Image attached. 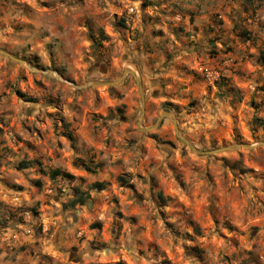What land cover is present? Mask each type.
<instances>
[{
  "label": "rangeland",
  "instance_id": "374dc122",
  "mask_svg": "<svg viewBox=\"0 0 264 264\" xmlns=\"http://www.w3.org/2000/svg\"><path fill=\"white\" fill-rule=\"evenodd\" d=\"M216 3L201 25L188 12L189 31L178 0H0V48L24 61L0 54V243L31 229L48 249L39 253L45 264H190L192 257L232 264L239 254L229 255L231 248L260 238L264 199L256 196L261 207H254L247 191H264L252 183L264 182L253 156L254 149L264 154V50L255 73L216 67L218 43L227 55L236 51L233 36L252 39L231 16L227 28L228 4ZM183 46L201 51L193 59ZM126 68L146 92L142 128L171 112L199 150L253 147L198 154L168 117L140 130L133 76L87 86L115 81ZM174 69L194 84L211 82L204 94L170 90L166 72ZM53 170L68 175L53 180ZM207 182L222 201L226 232L218 215H205ZM79 196L86 201L73 205ZM12 251L24 254L19 264L37 255L27 240ZM243 251L249 259L240 264L258 262Z\"/></svg>",
  "mask_w": 264,
  "mask_h": 264
},
{
  "label": "clouds",
  "instance_id": "9594fccd",
  "mask_svg": "<svg viewBox=\"0 0 264 264\" xmlns=\"http://www.w3.org/2000/svg\"><path fill=\"white\" fill-rule=\"evenodd\" d=\"M178 2L183 9L188 10L183 12L181 15H183V22L189 31L193 29V24L191 23V16L188 14V12H196L197 18L195 24L201 25L202 20L207 19L210 13L219 10L216 0H178ZM225 2L228 4V7L222 13L225 19V26L229 29L233 27L232 19L229 18V16H231L241 27L250 29L252 33V39L248 40L246 43H241L238 39H236L235 36H233L232 39L234 43L232 46L236 49V51L235 53H228L227 55H225V46L218 43L217 48L220 51V55L213 63L226 75H231L232 72L241 68H246L255 73L256 68H259V65H256L255 68L253 67L255 64V58L259 55L261 50H264V0H250V2L249 0H219V4H223ZM200 4H203V8L198 7ZM242 5L246 6L247 10H245V7H242ZM165 7H167V5H165ZM108 10H111L110 6ZM201 12H203L204 15H200ZM181 15H177L174 17V19L179 21L181 19ZM172 18L173 17H169V19ZM202 32L203 28H201V33ZM201 33L194 34L193 38L200 36ZM172 39L175 40V37L173 36ZM161 60H163V57H161ZM234 60L237 62L233 63ZM225 66H228V68ZM228 69H231V71ZM166 74L171 76L173 80V83L168 84V88L178 92L189 91L193 88H196L201 94H204V89L206 88L207 83L211 82L208 81L199 85L194 84L191 77L186 76L179 72V70L175 69L167 71ZM219 74L220 73L218 72L217 75ZM259 148L264 149V144H260ZM253 156L258 159V163L260 165L257 167V171H264V154H261L259 149H254ZM252 183L257 184V187H259L260 184L264 182H257L253 180ZM205 187L206 193L205 199L203 201L205 215L211 216L213 213L218 215L221 218L220 231L226 232V229L223 226L225 215L222 207V201L217 198L219 194L215 192V187L211 182H207ZM247 196L252 197V203L254 207H261L256 202V196L264 199V191H259L258 193L254 194L251 190H248ZM9 203L16 204L19 203V201H9ZM127 227L128 225L125 224V228ZM226 234L234 235L229 233ZM13 236L14 238L11 242H7V238H5L6 242L0 243V249H3V251H0V264H19L21 256L24 254L16 255L15 252L12 251V248L19 243H24L26 240L33 244V247L37 252L35 258L30 255L25 256L27 264H45L39 253L41 250L48 251V249L46 247L42 248V245L37 246L35 244L31 229H25L24 232H21L19 236H15V234H13ZM253 244L256 245L255 248L253 247ZM244 249H248L249 251L258 254V262L254 261L252 264H264V230H262L260 238L257 240L251 243L242 244L240 248H231L229 250V255H231L232 252L239 254L237 258L232 261V264H240L242 260L249 259L247 252L243 251ZM13 256H15V260L11 259ZM190 264H199V261H197L195 257H192Z\"/></svg>",
  "mask_w": 264,
  "mask_h": 264
},
{
  "label": "water",
  "instance_id": "95a60500",
  "mask_svg": "<svg viewBox=\"0 0 264 264\" xmlns=\"http://www.w3.org/2000/svg\"><path fill=\"white\" fill-rule=\"evenodd\" d=\"M0 54L10 58L11 60L19 61V62H22V63L24 62L23 60H20V59L16 58L10 52L5 51V50H3L1 48H0ZM129 74L133 75V77L135 78V80L137 82L138 90H139V93H140L141 109H140V117H139V121H138V128L140 130H152V129L158 127L165 117H168V118H170L172 120V122L174 124L175 133H176L177 137L180 140H182L188 146V148H190L191 150L195 151L198 154L208 155V154H213V153H220V152H225V151L232 150V149H235V148H240L242 146L243 147H249V148L253 147V146L248 145V144H233L231 146L221 147V148H217V149H214V150H199L190 139H188L187 137L181 135V133L179 131V128H178V124H177L176 118H175L174 114L171 113V112H163L158 117L157 121L154 123L153 126H151L149 128H142L141 123H142L143 117L145 115L146 92H145V89L143 88V83H142L141 78L139 76H137L135 74V72L131 68H126L124 73L120 76V78L115 80V81L94 80L91 83L87 84V86H89V85L118 86V85L122 84L126 80V78H127V76Z\"/></svg>",
  "mask_w": 264,
  "mask_h": 264
},
{
  "label": "trees",
  "instance_id": "16d2710c",
  "mask_svg": "<svg viewBox=\"0 0 264 264\" xmlns=\"http://www.w3.org/2000/svg\"><path fill=\"white\" fill-rule=\"evenodd\" d=\"M93 39H96L94 36H92ZM264 55V54H263ZM262 58L264 59V56H262ZM60 175H68V174H64L62 172H60L59 170H53L52 172H50V176L51 179H56L58 176ZM87 198L83 197V196H79V198H77L76 200L73 201V205L76 204H83L86 201Z\"/></svg>",
  "mask_w": 264,
  "mask_h": 264
},
{
  "label": "crops",
  "instance_id": "0c3cea01",
  "mask_svg": "<svg viewBox=\"0 0 264 264\" xmlns=\"http://www.w3.org/2000/svg\"><path fill=\"white\" fill-rule=\"evenodd\" d=\"M175 2H177V0H173ZM182 50H185L186 53L188 54H194V56H190V58H195L196 56V53L200 52L201 50L200 49H197V51L194 49V46H183V49ZM183 55H180L179 57H182Z\"/></svg>",
  "mask_w": 264,
  "mask_h": 264
},
{
  "label": "built area",
  "instance_id": "2783aa9c",
  "mask_svg": "<svg viewBox=\"0 0 264 264\" xmlns=\"http://www.w3.org/2000/svg\"><path fill=\"white\" fill-rule=\"evenodd\" d=\"M208 74H209V75H211V76H213V75H214V73H213V72H209Z\"/></svg>",
  "mask_w": 264,
  "mask_h": 264
},
{
  "label": "flooded vegetation",
  "instance_id": "af4514ba",
  "mask_svg": "<svg viewBox=\"0 0 264 264\" xmlns=\"http://www.w3.org/2000/svg\"><path fill=\"white\" fill-rule=\"evenodd\" d=\"M129 75H131V74H129ZM129 75H128V76H129ZM131 76H133V75H131ZM163 120H164V119H163Z\"/></svg>",
  "mask_w": 264,
  "mask_h": 264
}]
</instances>
